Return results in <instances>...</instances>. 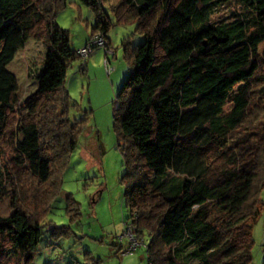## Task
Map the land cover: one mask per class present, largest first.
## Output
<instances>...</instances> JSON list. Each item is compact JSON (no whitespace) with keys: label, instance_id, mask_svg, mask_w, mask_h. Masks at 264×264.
Wrapping results in <instances>:
<instances>
[{"label":"trees","instance_id":"1","mask_svg":"<svg viewBox=\"0 0 264 264\" xmlns=\"http://www.w3.org/2000/svg\"><path fill=\"white\" fill-rule=\"evenodd\" d=\"M78 1L96 14L86 44L104 35L108 60L110 28L132 27L114 109L129 212L119 239L135 232L144 242L132 252L144 248L147 264H253L264 209V0H0V199L10 192L11 208L0 216V264H35L43 226L24 207L48 205L41 211L38 189L20 195L19 179L49 184L58 165L62 184L83 130L66 80L87 58L57 21ZM30 39L46 51L22 98L8 66ZM118 246L125 255L129 241Z\"/></svg>","mask_w":264,"mask_h":264},{"label":"rangeland","instance_id":"2","mask_svg":"<svg viewBox=\"0 0 264 264\" xmlns=\"http://www.w3.org/2000/svg\"><path fill=\"white\" fill-rule=\"evenodd\" d=\"M79 2L72 5L69 2L57 16L59 25L70 31L74 49H79L85 38H89L96 19L95 12ZM260 18L264 21V13ZM131 28L123 25L110 28L108 35L115 54L110 53V60L105 51L98 48L96 54L90 55L94 66L89 70L77 67L80 62L69 69L66 86L71 98V115L83 120V130L77 148L70 155L62 184L59 178L55 179L61 173L58 165L49 184L37 187L30 178L19 179L20 195H32L38 189L41 211L48 205L41 214H35L34 205H24L26 211L33 213L32 218L40 219L43 226L41 241L34 255L35 264H71L82 261L88 255L99 259L101 264H147L148 255L144 248L122 255L118 246L128 245L130 238L144 242L136 238L135 232L125 234L122 241L119 239L125 222L129 221V212L125 204L123 154L114 127V109L116 96L130 72L121 41L123 34ZM45 51L42 41L30 39L8 66L19 80L22 98L35 89L28 76L29 67L41 66ZM97 54H102L104 58L98 60ZM261 110L264 112V109ZM45 117L48 118V115ZM50 202H53L52 206ZM9 214L10 192L0 199V216ZM62 228L67 232H62ZM253 236V264H263L264 209L254 224ZM8 264H19V261L14 257Z\"/></svg>","mask_w":264,"mask_h":264},{"label":"built area","instance_id":"3","mask_svg":"<svg viewBox=\"0 0 264 264\" xmlns=\"http://www.w3.org/2000/svg\"><path fill=\"white\" fill-rule=\"evenodd\" d=\"M106 44H107V41H106L104 35L97 34L85 46L80 48L78 50V52L83 58H88L93 53V51L96 47H98V48L99 47H105ZM111 52L112 51H110V53ZM129 233H131V231L124 233V235L125 234L131 235ZM140 244H141L140 241H135V240H132V238H130L129 246L127 247V249L124 252L130 253L133 250H135Z\"/></svg>","mask_w":264,"mask_h":264},{"label":"crops","instance_id":"4","mask_svg":"<svg viewBox=\"0 0 264 264\" xmlns=\"http://www.w3.org/2000/svg\"><path fill=\"white\" fill-rule=\"evenodd\" d=\"M91 35V34H90ZM90 35H89V37H90ZM123 36H124V34H123ZM89 38H88V36L85 38V42H83L82 43V45H81V47L82 46H84L85 44H86V42H87V40H88ZM111 40V39H110ZM111 44H112V42H111ZM81 47H79V49L81 48ZM78 50V49H77ZM103 50V49H102ZM104 51V50H103ZM95 52V53H94ZM93 52V54L92 55H94V54H96V50ZM104 54H105V52H104ZM105 56H106V54H105ZM97 57H98V60L99 59H103L104 58V56L101 54V56L100 55H98L97 54ZM93 61L91 60V56L84 62L85 63V68H87L88 70H89V68H91V67H93L94 66V64L92 63ZM98 62V61H97ZM81 64V63H80ZM81 65H78L77 67H80ZM81 68V67H80Z\"/></svg>","mask_w":264,"mask_h":264},{"label":"clouds","instance_id":"5","mask_svg":"<svg viewBox=\"0 0 264 264\" xmlns=\"http://www.w3.org/2000/svg\"><path fill=\"white\" fill-rule=\"evenodd\" d=\"M85 46V45H84ZM79 50V49H78ZM94 52V51H93ZM126 249H127V247H126ZM123 251V250H122ZM125 251V250H124Z\"/></svg>","mask_w":264,"mask_h":264}]
</instances>
